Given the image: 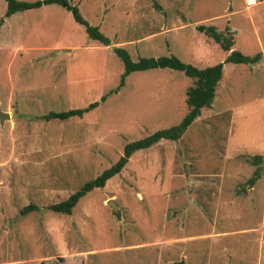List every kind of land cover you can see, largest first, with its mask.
<instances>
[{"label": "rangeland", "instance_id": "374dc122", "mask_svg": "<svg viewBox=\"0 0 264 264\" xmlns=\"http://www.w3.org/2000/svg\"><path fill=\"white\" fill-rule=\"evenodd\" d=\"M67 1L109 46L89 40L57 5L0 27V111L10 116L0 125V264H264V55L224 64L210 108L179 140L132 154L70 215L45 209L112 165L126 143L186 112L192 80L178 71L134 72L109 94L123 71L112 48L132 61L222 63L228 53L195 30L204 25L227 27L231 50L253 55L264 49V0ZM4 10L0 0V18ZM102 96L81 118L35 119ZM256 167L261 177L249 188ZM28 204L38 211L19 216Z\"/></svg>", "mask_w": 264, "mask_h": 264}, {"label": "trees", "instance_id": "16d2710c", "mask_svg": "<svg viewBox=\"0 0 264 264\" xmlns=\"http://www.w3.org/2000/svg\"><path fill=\"white\" fill-rule=\"evenodd\" d=\"M3 1L5 2V10L0 18V27L5 19H8L16 13L36 10L49 5H57L69 12L74 22L84 28L85 34L89 40L95 41L104 47L109 46L110 44L109 40L101 34L98 27L89 25L80 16L77 7L71 5L67 0H37L33 2L17 0ZM195 30L210 38L222 51L228 53L222 63L209 67H197L192 64L181 62L173 55L160 56L157 58H138L136 61H132L126 50L118 47L112 48L113 54L122 64L123 71L120 75L117 87L113 91H110L109 94L117 92L123 86L125 77L131 73L145 72L154 69L178 71L186 78L192 80V85L185 91L184 104L186 112L178 124L166 129L156 130L146 137L126 143L122 147L121 155L112 165L101 171L93 179L84 182L65 200L47 205L45 207L46 210L56 214L70 215L72 209L82 197L94 189L103 188L109 179L119 174L132 154L140 150L148 149L162 140L173 142L179 140L192 122L199 117L201 110L210 108L211 103L215 98L218 84L223 76L222 71L224 64L252 65L257 64L262 60L261 52H257L253 55H245L239 51L231 50L233 45V34L227 27L225 28V34L218 32L213 26L198 25L195 27ZM104 100L105 97L102 96L98 101L90 103L83 108L71 109L63 112H48L45 115L35 117V119L48 122L50 120L65 121L72 118H81L84 114L98 107V105L104 102ZM261 160L260 157H253V162H255V164ZM261 173L262 168L256 167L252 175L247 179L246 185L251 188L254 182L261 177ZM36 211H38L37 206L28 204L22 207L18 211V214L19 216H25Z\"/></svg>", "mask_w": 264, "mask_h": 264}, {"label": "water", "instance_id": "95a60500", "mask_svg": "<svg viewBox=\"0 0 264 264\" xmlns=\"http://www.w3.org/2000/svg\"><path fill=\"white\" fill-rule=\"evenodd\" d=\"M65 51L68 52L69 50H65ZM9 119H10V116L7 113H4V112L0 111V125L3 124L4 120H9ZM107 204L111 208V211H112L114 217L116 219H119V212H118L117 206L115 205L114 201L113 200H108Z\"/></svg>", "mask_w": 264, "mask_h": 264}, {"label": "built area", "instance_id": "2783aa9c", "mask_svg": "<svg viewBox=\"0 0 264 264\" xmlns=\"http://www.w3.org/2000/svg\"><path fill=\"white\" fill-rule=\"evenodd\" d=\"M245 4H246V6H251V5H254L255 2H254V0H245Z\"/></svg>", "mask_w": 264, "mask_h": 264}, {"label": "crops", "instance_id": "0c3cea01", "mask_svg": "<svg viewBox=\"0 0 264 264\" xmlns=\"http://www.w3.org/2000/svg\"><path fill=\"white\" fill-rule=\"evenodd\" d=\"M254 2H255V0H254ZM64 49H69V48H64ZM263 51H264V49H263ZM263 51H261V53H262V58H263V55H264V52Z\"/></svg>", "mask_w": 264, "mask_h": 264}]
</instances>
